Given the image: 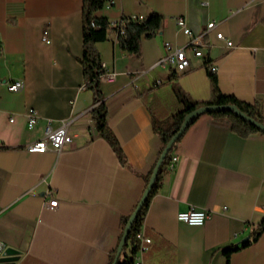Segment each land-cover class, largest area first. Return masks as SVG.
Returning a JSON list of instances; mask_svg holds the SVG:
<instances>
[{
    "label": "crops",
    "instance_id": "1",
    "mask_svg": "<svg viewBox=\"0 0 264 264\" xmlns=\"http://www.w3.org/2000/svg\"><path fill=\"white\" fill-rule=\"evenodd\" d=\"M111 1L96 15L112 25L127 16H162L160 29L142 39L135 55L119 48L112 30L94 45L105 73L116 75L113 83L101 81L100 90L124 163L91 120L94 96L77 61L82 0H0V241L19 253L16 264L107 263L120 219L140 199L162 148L151 120L180 109L177 90L191 101H208L211 65L222 94L264 116V0ZM209 23L203 60L192 57L183 72L158 63L165 44L185 48ZM16 80L24 87L10 92L7 85ZM30 110L38 119L28 130ZM69 119L72 141L61 151L24 150L47 123L55 129ZM170 155L177 162L144 215L141 228L151 245L137 254L142 264H264V231L240 247L264 215V135L239 136L227 119L204 114ZM52 200L55 207L48 206ZM190 208L207 213L204 225L176 220ZM230 246L239 249L227 261Z\"/></svg>",
    "mask_w": 264,
    "mask_h": 264
},
{
    "label": "trees",
    "instance_id": "2",
    "mask_svg": "<svg viewBox=\"0 0 264 264\" xmlns=\"http://www.w3.org/2000/svg\"><path fill=\"white\" fill-rule=\"evenodd\" d=\"M109 1L110 0H82V5H81L82 54L77 59V61L79 62L82 69L84 88L91 91L94 96V107L91 110V120L92 123L94 124L95 130L101 138H103L108 142L112 150L117 154L119 161L121 163H124L125 160L122 151L114 135L107 126V112L105 109V105L102 101V94L100 90V84L102 81V76L105 74V70L102 67L99 54L97 53L94 45L97 42L105 41L108 38L109 31L112 30L117 37V43L119 45V48L129 55H135L140 50V43L142 39L150 38L160 29L162 24V16L154 12L145 18L143 17L142 20L131 19L130 16H127V17H122L118 22L112 25L105 17L96 15V13L104 7L106 2ZM208 75L210 78V86H211V98L208 101H203V102L191 101L181 91L177 90L176 97L181 104L180 109L175 111L164 121H157L155 119L151 120L152 132L158 137L160 143L162 144V148L159 152L158 158L154 163L152 169L149 171L148 175L144 178L145 187L142 192V195L145 191V188L148 184L151 174L154 168L156 167V164L160 158L163 149L170 141V139L178 132L185 116L190 112L207 106H234L240 112H242L252 120L264 126V116L260 113V111L255 105H249L238 101L231 95L222 94L218 89L215 74L209 73ZM207 115L212 116L214 118L227 119L230 122L231 129L239 136L246 137L248 135L256 134V133L264 135V133H262L256 127L240 119L233 112H229V111L211 112ZM183 134L181 135V137L183 136ZM176 142L173 144V146L176 144ZM172 148L169 151V153L166 155V157L163 159V161L161 162L158 168V172L154 184L144 204L137 213V216L133 224L131 225L130 231L123 244V247L121 249L116 264H133L134 258L139 250V243L135 238L136 233L140 231L143 225L144 215L148 203L150 201V198L159 189L162 176L167 171V167L171 158L170 154ZM140 199L138 200L137 204L135 205V207L128 216L121 217L120 235L118 237L114 249L108 254V260L106 264L113 263L115 255L117 253L118 246L123 236L126 223L129 217L131 216V214L136 210ZM263 231H264V215L260 223L256 226V228L252 232L250 239L249 240L247 239L246 241L242 242L240 247H245L250 243L255 242ZM238 249H239L238 246H230L226 248L224 250V255L226 257V260L228 261L229 255Z\"/></svg>",
    "mask_w": 264,
    "mask_h": 264
},
{
    "label": "built area",
    "instance_id": "3",
    "mask_svg": "<svg viewBox=\"0 0 264 264\" xmlns=\"http://www.w3.org/2000/svg\"><path fill=\"white\" fill-rule=\"evenodd\" d=\"M106 4L110 5L112 4V1L110 0L109 2H106ZM130 17L131 19H138V20L143 19L142 16H130ZM177 26L184 35L189 37L191 36L190 30L187 28L185 22L182 19H177ZM213 27H214V23L207 24L205 30L199 36L192 37L185 48L175 49L171 47L169 44H165L164 48L166 53L159 60L158 63L161 65H169L176 72H183L189 67L190 59L192 57L203 60L204 54L202 52L203 43L201 37L205 35L207 32H209L211 29H213ZM115 38L117 41L116 35ZM216 38L222 41L225 40L221 33H217ZM42 41L45 44L50 43L49 39L47 38L46 31H44L42 34ZM225 43L228 48H233V45L230 41H225ZM208 71L211 74H216L217 67L213 64L208 68ZM115 76L116 75L114 73H105L102 76V81L107 83H113L116 79ZM23 87H24V83L21 80L13 81L7 85V88L10 92H19L23 89ZM37 119L38 116L36 115V113L33 110H30L27 115V122H26V127L28 130L33 129V127L37 122ZM71 122H72L71 119L61 121L58 127L55 129H52L50 123H47L42 137L39 140L26 145L24 147V150L27 153H38V154H42L47 151H54V152L61 151L63 146L70 144L72 141L70 135ZM176 162H177V158L171 157L167 168L171 170ZM56 204H57L56 200H52L48 202L49 207H55ZM206 217H207V213L205 211L190 208L185 212L177 213L176 220L180 223H184L189 226H202L206 221ZM135 238L139 243V250L137 254L145 250H148L149 246L151 245V240L144 235L142 228L138 233H136ZM6 249H7V245L4 242L0 241V259ZM137 254L134 258L133 264H142Z\"/></svg>",
    "mask_w": 264,
    "mask_h": 264
},
{
    "label": "water",
    "instance_id": "4",
    "mask_svg": "<svg viewBox=\"0 0 264 264\" xmlns=\"http://www.w3.org/2000/svg\"><path fill=\"white\" fill-rule=\"evenodd\" d=\"M221 111H229V112H233L235 115H237L240 119L248 122L249 124L253 125L254 127H256L258 130H260L262 133H264V126L257 123L256 121L252 120L251 118H249L248 116H246L245 114H243L242 112H240L236 107L234 106H207V107H202L199 109H196L192 112H190L189 114H187L178 130V132L170 139V141L167 143V145L165 146V148L163 149L160 158L156 164V167L154 168L151 177L148 181V184L145 188V191L139 201V204L136 208V210L131 214V216L129 217L124 232H123V236L121 239V242L118 246L117 249V253L115 255V258L113 260L112 264H116L117 259L119 257V254L121 252V249L123 247V244L126 240V237L130 231L131 225L133 224L137 213L139 212V210L141 209L142 205L144 204L153 184L155 181V178L157 176V172H158V168L161 164V162L163 161V159L166 157V155L169 153V151L171 150L173 144L181 137V135L186 131V129L192 125V123L199 118L200 116L204 115V114H209L211 112H221ZM247 240V239H246ZM19 253L13 249L7 248L1 259H0V264H16L19 261Z\"/></svg>",
    "mask_w": 264,
    "mask_h": 264
}]
</instances>
